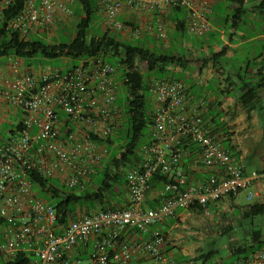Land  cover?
<instances>
[{
    "label": "built area",
    "instance_id": "2783aa9c",
    "mask_svg": "<svg viewBox=\"0 0 264 264\" xmlns=\"http://www.w3.org/2000/svg\"><path fill=\"white\" fill-rule=\"evenodd\" d=\"M15 1L1 0V7ZM205 4L198 0L97 2L104 26L115 31L126 29L118 18L122 11L164 13L170 8H183L187 12L186 31L196 37L210 29ZM73 8V0H24L7 28L21 38L49 35L56 28L57 17H71ZM145 30L166 39L164 23L159 18ZM129 31L140 35L138 28ZM117 83L116 69L98 57L82 59L73 68L41 76L6 78L0 72L1 96L24 114L16 138L0 146V262L28 256L30 260L25 264H128L133 254L142 253L157 264H169L159 249L164 243L159 225L174 216L176 210L194 206L207 210L208 204L249 186L251 179L244 175L242 166L208 131L199 106L186 109L184 84L179 80L154 81L148 88L154 105L150 141L141 148L137 167L127 174L129 206L82 216L65 226L58 224L54 207L37 197L27 173L33 170L69 190L84 184L93 167L107 154L106 146L90 138L105 139L115 126ZM60 112L69 123L65 134L60 131L65 124L58 118ZM185 143L197 149L190 168L208 170L205 179L188 182L186 169L178 166L188 155ZM156 173L171 174L176 184L187 187L180 191L165 184L164 190L172 191L171 195L162 198L157 207L147 208L143 202ZM253 195L249 193L247 200ZM128 229L150 231V238L122 245L119 253L110 257L118 235ZM88 242L91 246L87 262L81 263L75 251ZM231 264H264V249Z\"/></svg>",
    "mask_w": 264,
    "mask_h": 264
},
{
    "label": "trees",
    "instance_id": "16d2710c",
    "mask_svg": "<svg viewBox=\"0 0 264 264\" xmlns=\"http://www.w3.org/2000/svg\"><path fill=\"white\" fill-rule=\"evenodd\" d=\"M23 1L16 0L13 4L0 9V57L13 56L23 60L40 57L48 61L64 58L75 61L70 68L75 67L82 59L98 57L116 69L119 85L126 90L122 105L117 94L115 96L114 106L117 109V114L111 134L105 139L96 138L95 136L90 138L92 141L102 143L106 148L115 143H118L119 146L114 149H107L105 160L102 159L93 167L87 181L81 186L69 190L60 185L55 179L42 177L31 170L27 173V178L32 189L36 192L38 198L48 203L53 202L52 206L56 213L57 222L62 226H65L70 220L96 212L124 209L123 204H126L128 194L127 174L132 168L137 167L141 160V148L149 143L151 137L154 105L153 99L147 102L144 95V92L148 91L149 85L152 83L150 78L154 77V81L177 80L172 79L173 75L170 74L169 68H183L189 64V61L185 55L179 54L175 49L170 50L155 43H153V48L147 47L145 41L141 40L142 38L138 39V36L132 35V38L122 39L104 25L100 27V29L103 28V31L99 35H89L90 27L94 23L96 14L100 11L97 5L99 0H73V15L69 18L57 17L56 28L64 26L63 22L66 20L69 23L71 20L74 22V33L68 44L50 42L52 33L21 38L15 30L7 28V23L21 10ZM224 1L239 6L231 17H228V20L231 19L230 28L237 30V27L241 25V19L244 17V10L241 8L243 0ZM256 9L264 15V0H259ZM166 12L157 13L153 22L159 18L166 24H172L175 31L186 29L187 12L185 9L170 8ZM124 25L127 24L124 23ZM131 28L137 29L134 26ZM151 34L154 36L152 41L156 40L159 43L163 41L156 36L155 32H151ZM223 51H225V48L221 50V52ZM262 87H264V82H262ZM255 94L256 91L250 88L245 90L240 97L241 105L247 113L253 109L254 101L252 102V99L254 100ZM58 118L65 123L60 128L61 133L65 134L69 127L68 120L61 112L58 113ZM205 125L210 134L218 140L215 137L216 132L209 129L206 122ZM121 127L123 129L120 130ZM148 127L151 128V130L149 129L150 137L148 140L143 141ZM21 129L22 122L15 126L16 133ZM220 142L222 143L221 140ZM229 142V139L223 140L227 147ZM183 148L189 150L188 155L197 154V149L193 144L187 145L185 143ZM231 149L233 150V148ZM230 157L233 160L231 154ZM182 162L181 159L178 166L185 167ZM167 183L172 184L180 191L185 190L187 187L186 185L176 184L171 174L156 173L150 179V187L153 184L163 187V194L160 199L168 197L172 193V191L166 192L164 190V185ZM209 206L210 204H208ZM188 211L201 214L204 209L194 206L190 207ZM258 215H264V205L253 203L245 207L243 214L237 220L241 222L243 219H252ZM238 224L240 223L237 221L236 226H239ZM234 228L237 227L227 225L221 232V235L225 236L227 240V248L223 249V255L220 256V249L213 247L206 251L198 250L195 256L189 258L178 255L177 260L180 264H223L222 261L226 259L231 264L238 260H245L254 252L264 249V232L260 228H250L246 234L248 239L244 237V239H241L240 237L239 240L234 234L238 231H233ZM243 240L244 243H242ZM29 260L28 256H24L5 263L0 262V264H25Z\"/></svg>",
    "mask_w": 264,
    "mask_h": 264
},
{
    "label": "crops",
    "instance_id": "0c3cea01",
    "mask_svg": "<svg viewBox=\"0 0 264 264\" xmlns=\"http://www.w3.org/2000/svg\"><path fill=\"white\" fill-rule=\"evenodd\" d=\"M203 1L206 3L207 18L210 24V29L205 35L201 37L192 35V38L185 39L184 35L188 34L186 29L184 31H175L172 24H167L169 28L168 32L166 31V37L169 39V45L166 48L177 50L176 47L179 45L183 46L187 52L185 55L186 59L189 61V64L183 68L171 67L169 71L173 75L172 79L181 81L185 86L186 109L189 110L199 106L200 115L208 124L209 129L216 132L215 137L219 142L220 140L222 141V143L220 142L221 146L233 156V160L237 164L242 166L244 175L251 179L247 189L236 195L211 203L209 206L214 211L223 208L229 211L230 214L237 211L238 218H240L245 207L250 204H240L238 202V198H240L242 193L246 192L244 193L245 201L248 202V195L252 192L254 194L252 199L257 198L258 201L256 203L264 205V171L261 173L256 171L254 175H248L244 171L242 163L244 156L248 153H253L261 161H264V87H262V82H264V50H252L258 40H264V34H262L264 15L256 9V4L259 0H243L241 8L244 10V17L241 19V25H245L247 22L245 25L246 29H240V25L237 30L231 29L230 26L227 30L228 17L239 6L233 3L228 4L224 0H198V3ZM168 12L170 13V11ZM156 15L157 12L125 10L122 11L118 18L127 25L138 26L144 22L153 23ZM63 23L66 25L69 22L66 20ZM258 23L262 27L260 32L256 31ZM124 33L127 32L124 31ZM125 37L129 39L128 35ZM153 39L154 36L151 32H147L144 29L141 40L145 41L147 47H154ZM171 41L173 45H171ZM177 44L179 45L177 46ZM223 48H225V51L221 52ZM27 62L26 59L23 60L13 56L0 57L1 75L11 78L27 74L39 76L53 73L46 69L45 66H42L43 62L37 61L36 64L39 67L37 71H34L33 65ZM117 84L119 85V83ZM250 88L254 89L256 94L254 100L252 99V102L254 101L253 109L247 113L241 105L240 97L245 90ZM249 102L251 103V101ZM23 118V112L19 108L8 104L0 94V146L16 138L15 126ZM5 125L11 127L8 132L4 128ZM225 139L230 141L228 147L223 143ZM196 157L194 154L182 158V165H185V167H182L187 170V180L190 182L203 180L208 175V170L205 168H190ZM162 194L163 187L153 184L146 195L143 205L147 208L157 207L161 202ZM126 198V204H123L124 209L129 206L128 194ZM205 211H208V209ZM189 212L188 210H176L174 216L158 226L159 230L165 229V233L173 230L176 227V220L189 214ZM238 223H240L239 220ZM230 226H232L231 223ZM235 226L233 225V227ZM149 238L150 231L124 230L118 235L115 248L113 252H110V257L113 254H118L122 245L137 244ZM90 246L91 243L88 242L76 248L75 257L81 263L87 262ZM162 247H165L164 243L159 249L161 250ZM128 264L157 263L146 254L135 253ZM176 264H180L178 260Z\"/></svg>",
    "mask_w": 264,
    "mask_h": 264
},
{
    "label": "rangeland",
    "instance_id": "374dc122",
    "mask_svg": "<svg viewBox=\"0 0 264 264\" xmlns=\"http://www.w3.org/2000/svg\"><path fill=\"white\" fill-rule=\"evenodd\" d=\"M231 15V14H230ZM231 17V16H230ZM259 17V16H258ZM152 24V22H149ZM164 23L165 30L168 32V25L166 22ZM247 24V22H246ZM245 24V25H246ZM104 25V18L103 13L101 11H98V14H96V17L94 19V23L90 27L89 35H99L103 30V28L100 29V27H103ZM148 25L147 22H144L138 26H134L135 28H138L140 30V35L138 36V39H141L143 37V30ZM231 25V19L227 22V30L229 29V26ZM245 25H241L240 29H246ZM74 22L71 20L70 23H67L64 25V27H59L53 30L52 34L50 35V42L53 43H64L68 44L73 36L74 33ZM99 26V27H98ZM133 25L128 26L125 25L126 29L122 31H114L118 37L122 39H126V35L128 37L132 38V33H130V29ZM262 27L259 26V23L257 24L256 31L260 32V29ZM126 31L127 33H124ZM166 32V33H167ZM246 32V30H245ZM111 33V34H113ZM262 34H264V29H262ZM193 36L191 34H185L184 38H192ZM156 40L152 41V43L156 44ZM161 46H167L169 45V39L166 37L165 40L158 42ZM171 45H173L171 41ZM179 44H177L178 46ZM179 54L186 55V51L184 50L183 46L179 45L176 47ZM264 50V40H258L256 43V46L252 47V50ZM27 63L33 65L34 71L38 70V65L36 64L37 61L42 63V66H45L46 69H49L51 72H57V71H65L66 69L72 67V65L75 63V61L64 59V58H58L54 60H46L44 62V59L40 57H35L29 60ZM113 62V61H112ZM114 63V62H113ZM155 79L154 77L150 78V82H153ZM119 83V81L117 80ZM116 94L119 98V101L121 105L124 102V98L126 96V90L119 85L116 89ZM145 99L148 102L151 99V95L148 91L144 92ZM6 128V131L8 132L11 127L4 126ZM123 129V127L120 128V130ZM149 129L148 127L146 130V135L143 138V141L149 139ZM119 145L118 143H115L114 145H111L107 147V149H114L117 148ZM106 156H104L103 160H105ZM244 171L248 175H254L256 171L261 173L264 171V161H261L259 157L253 153H248L244 156L242 160ZM57 183V182H56ZM58 185V183H57ZM60 186V185H59ZM246 193V192H244ZM242 193L240 198H238V202L240 204H246V203H256L258 201L257 198L251 199L250 201H245V194ZM51 205H53V202H50ZM238 214L237 211H234L233 214H230L229 211L224 210L221 208L220 210H213L211 207L208 208V211H205L201 214H196L193 212H189V214L178 218L175 222L176 227L168 232H164L165 229L160 231L164 238V245L165 247H162L160 250L163 258L166 260L169 264H176V257L179 255H183V258H189L196 255L198 250L206 251L210 248H218L220 249V256L223 255V249L227 248L226 243V237L221 235V232L226 227V224L230 225V223L233 225H236V222L238 221ZM237 228H234L233 231L238 233H234L236 235V238L239 240L241 239H248L246 236L247 232L252 227H257L264 232V215H258L253 217L252 219H243L239 226H235ZM244 237V238H243ZM244 243V240L242 241ZM169 249H168V248ZM223 264H230L226 259H224Z\"/></svg>",
    "mask_w": 264,
    "mask_h": 264
}]
</instances>
